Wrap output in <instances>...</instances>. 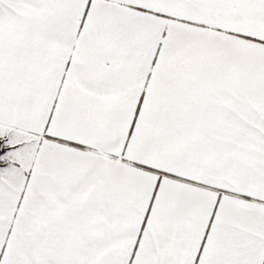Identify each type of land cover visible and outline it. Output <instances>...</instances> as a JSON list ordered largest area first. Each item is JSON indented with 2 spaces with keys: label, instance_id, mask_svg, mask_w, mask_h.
Returning <instances> with one entry per match:
<instances>
[{
  "label": "snow or ice",
  "instance_id": "snow-or-ice-1",
  "mask_svg": "<svg viewBox=\"0 0 264 264\" xmlns=\"http://www.w3.org/2000/svg\"><path fill=\"white\" fill-rule=\"evenodd\" d=\"M0 264H264V0H0Z\"/></svg>",
  "mask_w": 264,
  "mask_h": 264
}]
</instances>
